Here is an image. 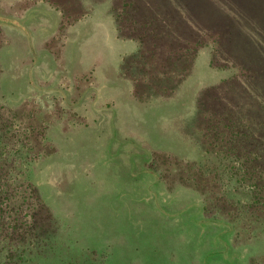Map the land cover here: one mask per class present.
<instances>
[{
  "label": "rangeland",
  "instance_id": "374dc122",
  "mask_svg": "<svg viewBox=\"0 0 264 264\" xmlns=\"http://www.w3.org/2000/svg\"><path fill=\"white\" fill-rule=\"evenodd\" d=\"M135 1L136 7L122 14L131 24L117 17L126 7L122 0H0V107L10 110L3 118L47 129L44 136H29L36 167L42 169L35 178H50L33 197L46 192L45 202L64 224L62 233L48 230L52 241L46 251L53 258L51 251L59 249L55 240L67 237L78 245L76 250L65 245L68 252L94 250L104 254V264H249L251 254L234 246L231 230L205 216L199 195L181 185L185 181L178 179L185 173L173 167L186 164L166 155L196 150L192 142L186 143L188 152L178 148V126L184 128L194 114L200 89L206 91L207 110L226 118L238 112L249 120L247 132H256L261 112L250 107L260 101L243 90L250 86L256 98H264V60L242 35L238 47L226 44L218 55L206 39L219 41L215 31L228 30L233 19L226 8L243 11L248 2L223 0L226 5L214 8L212 0ZM252 1L248 12L260 20L258 6L264 11V0ZM216 9L224 20L216 18ZM180 17L185 22L179 30L175 20ZM146 18L154 21L152 26H144ZM191 25L207 28L209 35L201 40L209 48L195 51L192 43L200 35L193 36ZM156 33L176 50L182 47L174 56L182 54L188 67L179 83L174 79L163 85L167 98L136 92L128 78H139L147 68L143 58L132 56L133 40H147L150 50L154 43L148 38ZM228 39L233 41L227 36L224 43ZM239 65L246 68V78L238 80L239 86L227 84ZM194 132L186 129L188 135ZM19 140L18 145L28 144L27 137ZM203 140L208 145V138ZM58 162L63 171L55 167ZM263 252L251 262L258 264Z\"/></svg>",
  "mask_w": 264,
  "mask_h": 264
},
{
  "label": "trees",
  "instance_id": "16d2710c",
  "mask_svg": "<svg viewBox=\"0 0 264 264\" xmlns=\"http://www.w3.org/2000/svg\"><path fill=\"white\" fill-rule=\"evenodd\" d=\"M122 1L126 7L117 14V17L121 22L132 24V20L129 18L125 20V16L122 14L128 12L129 7H136V1ZM243 1L251 5L253 3L252 0ZM211 2L216 8V3L219 5L224 1L212 0ZM260 2L259 0L258 3L260 4ZM248 3L241 7L244 8L243 11L235 12L232 8H229V11L226 8L227 13L233 16L232 21L237 22L240 29L228 17V30H218L219 32L215 31L214 33V36H218L219 41L216 38H206L211 40L216 55L225 48L226 44L228 49L233 45L238 47V39L242 35L244 42L252 47L255 56L264 60V11H261L258 6L260 20H255L248 12L251 7ZM254 7L256 5H253L250 11H254ZM216 10V18L221 19L220 14L223 12L219 9ZM179 11L181 10L179 9ZM182 12L181 15H183ZM115 19L116 32L119 33V26L117 27V19L116 21ZM191 19L193 22V18ZM153 22L146 18L144 26H152ZM184 22L183 17L177 18L175 20L177 29L180 30ZM218 22V19H215L214 22L212 20V24L217 25ZM162 23L166 24L167 20H163ZM212 24L210 22V25ZM192 28L195 31L193 36L200 35L192 43V46L196 48L195 51L198 52L203 47L209 48V45L204 43V38L201 40V36L209 35L210 32L207 28L196 26L195 29L194 25ZM233 33L236 37H233ZM174 36L176 37L177 34L174 33ZM227 36L233 41L228 39L227 43H224ZM148 40L154 43L150 50L145 49L147 40L146 42L143 39L133 40L136 53L134 52L132 56L143 58V67L147 68L141 70L139 78L135 76L128 78L132 81L136 92L142 91L141 94L146 93V96L148 93L149 98L157 96L167 98L168 89L163 85L170 84L174 79L179 83L180 74L187 72L186 58L182 54L179 58L175 57L174 55H179L175 52L181 51L182 47H177L176 50L170 46L168 41L162 40L158 33ZM189 42L187 44H190ZM158 50L161 55L153 54ZM162 51L166 53L164 54ZM242 51L249 57L244 49ZM234 67L237 68L235 69L237 73H230L231 77L226 83L239 86L238 80L241 79L243 82L242 79L246 78L244 74L246 68L240 65ZM247 73L252 74L251 71ZM235 91L237 94L241 89L237 88ZM204 92L206 91L198 90L195 97L194 114L185 121L184 128L183 125L178 126V148L188 152L187 144L192 142L196 150L188 152L189 155L171 156L169 153L166 155L170 159H181V165L186 164L184 168L176 165L173 167L174 172L183 171L182 173H185L184 177L178 179L185 181L181 185L190 191L193 190L195 195H199L205 216H210L213 221L222 222L227 229L231 230L233 238H235L234 246L245 247L246 251L251 254L248 260L249 264H253L252 256L259 254L264 249V116L261 115L264 114V98H256L255 92L250 86L243 90L245 95L252 93L255 99L260 101L250 107L257 111L260 108L261 119L256 120L258 123L256 132L251 130L249 133L246 126L249 120L245 118L246 116L239 118L238 112H235L226 118L216 111L207 110L205 105L203 106ZM6 111L10 110L3 106L0 107V264H104L106 261V257L102 256L104 254H99L94 250H86L87 253H82V249L77 248L78 251L68 252L65 245L67 247L72 245V250H76L78 245L69 241L67 237L55 240L56 247L59 249L55 248L51 251L53 258L49 256L50 252L48 253L46 249L49 248L48 245L52 240H50L51 235L48 230L57 232V234L62 233L61 226L64 224L61 225L59 217L45 202L46 192L37 198L33 197L39 187L42 188L50 178L41 182V178H35L37 173L42 172V169L36 167L34 157L36 152H34L35 149L31 145L32 140L30 139L32 136H44L47 129L46 127V130L37 129L27 123L22 127L20 123L13 122L10 118L5 120L3 117ZM211 123L213 124L211 125ZM204 128L207 132L203 136ZM186 129H194L195 132L188 135ZM185 135L189 139H186ZM17 136L19 138L27 137L28 144L18 145L20 140ZM204 137L208 138L207 144L215 149L214 151L207 149L208 145L205 144ZM257 146L259 148H256ZM154 154V158L159 156ZM159 154L164 156L162 153ZM171 164L173 163L171 162ZM55 167L59 170L63 169L61 162H58ZM42 210L45 214L39 215ZM258 264H264V252Z\"/></svg>",
  "mask_w": 264,
  "mask_h": 264
}]
</instances>
